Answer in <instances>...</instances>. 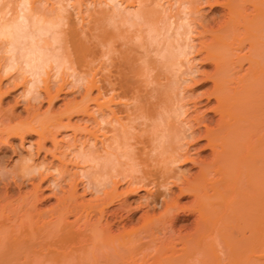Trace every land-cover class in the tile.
I'll use <instances>...</instances> for the list:
<instances>
[{
	"label": "bare ground",
	"instance_id": "1",
	"mask_svg": "<svg viewBox=\"0 0 264 264\" xmlns=\"http://www.w3.org/2000/svg\"><path fill=\"white\" fill-rule=\"evenodd\" d=\"M43 1H10L8 10V2L0 8V40L9 54L0 65V86L4 75L22 66L30 77L26 97L50 62L68 70L78 64L83 74L73 79L84 81V98L66 103L62 112L38 119L33 113L14 124L12 113L3 117L0 111V161L7 157L3 144L27 134L38 136L36 154L60 159L56 133L76 130L70 118L81 114L96 127H84L85 133L100 143L81 152L82 162L93 164L81 176L96 197L81 199L77 182L70 181L69 190L52 192L56 203L42 209L38 203L48 171L61 173L65 167L49 168L45 162L47 169L42 161L32 166L31 153L3 171L0 264H264V0H100L97 9L84 10L83 0H52L49 8ZM201 5L220 6V14L206 19ZM197 18L205 23L198 21L201 39L193 45ZM194 51L200 57L190 59ZM193 61L212 70L201 72ZM245 62L249 66L242 73ZM189 80L211 82L199 94L191 90L188 101L191 107L214 101L207 111L218 115L216 120L208 112L181 117L188 110L182 93ZM46 90L51 105L61 89ZM7 93L0 90V103ZM49 140L56 152L45 148ZM202 140L199 149H210L211 159L197 162L190 152ZM188 162L199 170L185 177L179 167ZM44 167L49 177L42 175ZM122 182L127 186L119 190ZM26 184L32 190L19 200L10 193L12 186ZM138 191H145L141 203L147 209L142 222L130 227L124 220L137 210L128 198ZM184 197L192 199L180 205ZM115 201L120 203L113 207ZM158 206L162 211L156 215ZM122 221L117 229L115 223Z\"/></svg>",
	"mask_w": 264,
	"mask_h": 264
},
{
	"label": "rangeland",
	"instance_id": "2",
	"mask_svg": "<svg viewBox=\"0 0 264 264\" xmlns=\"http://www.w3.org/2000/svg\"><path fill=\"white\" fill-rule=\"evenodd\" d=\"M2 1V0H1ZM0 1V2H1ZM3 1H5V0H3ZM1 2V5H0V8L2 7V6H5L6 4H8L7 5V10H8V8H10L11 6H12V3H15V2H18V1H20V0H6L5 2ZM44 1H45V3H44ZM43 1V3H44V5H43V7H45V8H49L51 5V2H52V0L50 1V2H46V0H44ZM48 1V0H47ZM54 1V0H53ZM73 1V0H72ZM92 1V2H91ZM100 0H94V2H93V0H83V4H86L85 6L84 5H82V9L84 10V9H86L85 7L87 6V7H90L89 9H97V8H95V7H97L98 6V2H99ZM6 2H8V3H6ZM6 3V4H5ZM42 3V4H43ZM93 3V4H92ZM5 4V5H4ZM95 4V5H94ZM92 5V6H91ZM166 4H164V6H165ZM204 6V7H203ZM201 5V7H200V9H201V11L203 12H200V13H202L203 15H204V17H206V19L207 18H210V17H212V16H214L215 14L216 15H218V14H220V9L221 8H218V7H220V6H216V7H214L212 10H210L209 9V7H207V6H205V5ZM249 6V7H248ZM250 7H251V9H250ZM249 8V9H248ZM6 9V8H5ZM253 8H252V6L251 5H248L247 4V12H252V11H249V10H252ZM72 10V12H74V11H76V10H73V9H71ZM205 13V14H204ZM74 16H76V14H75V12L74 13H72ZM199 15L200 14H197V16L196 17H199ZM219 19H220V17H219ZM196 21H195V26H196V28H194V30H192L193 31V35L191 34L190 36L191 37H193L192 39L195 41H193V45H197L198 44V41H200L199 39H201V37H199L200 35L198 34V32L200 31V30H202V27L199 25V23L200 22H202V21H200L198 18L197 19H195ZM198 21H200V22H198ZM204 21V20H203ZM197 22V23H196ZM194 23V22H193ZM203 23V22H202ZM204 23H205V21H204ZM203 23V24H204ZM197 26H200V27H198V29H197ZM192 28V29H193ZM199 30V31H198ZM197 31V32H196ZM198 34V35H195V34ZM195 35V36H194ZM196 37V38H195ZM199 37V38H198ZM207 37V39L209 38L208 36H206ZM204 39H206L205 37H204ZM203 39V40H204ZM3 42L0 40V56H1V59L3 60L2 62H1V60H0V65H4V63H5V58H7L8 56H9V54H5V53H7V52H5L4 51V48L3 47H5V46H3L4 45V43L2 44ZM192 43V42H191ZM2 45V46H1ZM6 50V49H5ZM245 51H247V49H244ZM244 50L242 51V53H244ZM246 53V52H245ZM192 55V56H191ZM190 55V59H192V58H199L200 56L199 55H196V52L194 51L193 52V54H191ZM4 58V59H3ZM51 63V62H50ZM49 63V67L48 66H46L47 67V69L45 68V74H41L40 75V82L37 84L38 86H36L37 87V89L36 88H34V92L33 93H39V96H40V94H41V97H39V98H36V100H34V99H32V97H36V95L38 94H35V96H34V94L33 93H31V92H29L30 93V95L29 96H26L25 97V94L27 95V91H26V88L28 87L27 85H26V83H28V79L30 78L28 75V73L26 72L25 74H24V70H23V68H22V66H19V68H21L22 70H20L19 68H17V66H16V68L15 69H17V70H10V72L9 73H13V75L14 76H17V74H19V77L17 76L16 78H14V76L13 75H4V76H6V77H8L7 79H5V77L3 76V81H1V84L3 85H1L0 87V90L3 92H5V89H6V91L9 89V93H7V94H4L3 95V98L1 99V103H0V111H1V113L3 114V117H5L6 116V114L8 115V114H11L12 113V115H13V120L11 121V124H14L15 122L16 123H18V121L20 122V120H24L25 118H27V116H28V119H30V117H32L31 115H33V117H35V115L37 114L38 116L37 117H35V118H41V117H43V115L44 116H47V115H49V113H51V114H53L52 112H59V111H63L65 108L64 107H66L65 105H66V103H67V105H71V103L74 105L75 103H79V101L81 102V100H83V96H84V93H85V84H84V81H76L75 82V79H77L78 78V76L80 75H82L83 73H82V68H84L83 66H78V64H74L75 65V67L77 68H70L69 70H68V68H66V66L64 67H61L62 69H63V71H62V69L61 68H59V69H57V67H55L56 65L54 64V62L53 63H51L50 64ZM79 67H77V66ZM193 65L194 66H198V68H199V71H206V72H209V71H211L212 70V65L210 66V65H200L199 63H198V61H193ZM200 65V66H199ZM249 66V64L247 63V62H245L244 64H243V70L241 71L242 73H244L245 71H246V69H247V67ZM19 70L21 71V72H19ZM56 70H58V71H56ZM82 70V71H81ZM14 71V72H13ZM61 71V72H60ZM72 71V72H71ZM58 72V73H57ZM60 72V73H59ZM71 72V73H70ZM74 72L76 73V74H74ZM48 73V74H47ZM70 73V74H69ZM200 73V72H199ZM22 74L24 75V76H22ZM28 74V75H27ZM59 74V75H58ZM198 74V73H197ZM195 75L196 77H194V79H198L199 77H200V74H198V75ZM72 75V76H71ZM75 75V76H74ZM78 75V76H77ZM26 76V77H25ZM22 77V78H21ZM64 77V78H63ZM70 77H72V79L70 78ZM75 77V79H73ZM17 78H18V80H17ZM23 78L25 79V80H23ZM68 78V79H67ZM185 78H190V77H187V76H185ZM14 79H16V80H13ZM22 79V80H21ZM65 79H67V80H65ZM8 80H10V81H8ZM47 80V81H46ZM74 80V81H73ZM3 82V83H2ZM22 82H23V84H22ZM25 82V83H24ZM79 84H78V83ZM82 82H83V85H82ZM192 82H194L193 80H189V81H187L186 83H183V86H184V88L186 87V89H185V91L186 92H184V90H183V93H182V95H184L185 96V99L183 100L184 101V104L186 105V108H188V110H187V113H186V115L184 116V115H182L181 117H186V116H194V114L195 115H199L200 116V114L202 115L203 113H207V114H209V116H214L213 117V120H216L217 118H218V115H213V112L212 111H207L208 109H210V107H212V105L214 106L215 105V102L214 101H212L211 103H208V104H204L205 103V100H203V102H202V106L201 105H199L198 107H191V102H189L188 100H189V95H190V93H191V90H196L195 91V94H199V93H201L202 91H204L208 86H210L211 85V82L210 81H208V82H205V83H202L203 84V86L202 85H199V81H198V83H197V81H196V83L197 84H195V82L194 83H192ZM16 83V84H15ZM75 83V84H74ZM81 83V84H80ZM19 84V85H18ZM189 84H191V86L189 85ZM16 85H18L17 87H15ZM25 87H24V86ZM47 85V86H46ZM60 85H61V87L62 86H64V88L62 89V88H60ZM82 86H83V88H82ZM192 87V88H191ZM8 88V89H7ZM11 88V89H10ZM13 88V89H12ZM15 88V89H14ZM61 89V91L59 92V96L56 98V99H54L53 100V103L50 105L49 104V102L46 100L47 99V97H46V89H49L48 91H50L51 92V94L53 93H57L58 92V90L59 89ZM190 90V91H189ZM24 91H26V92H24ZM188 91V92H187ZM199 92V93H198ZM25 93V94H24ZM31 94H33V95H31ZM95 94H96V90H93L92 92H91V95L92 96H95ZM189 94V95H188ZM188 95V96H187ZM182 101V102H183ZM189 102V103H188ZM188 104V105H187ZM50 105V106H49ZM91 106H92V104H90V108H91ZM190 106V107H189ZM27 107V108H26ZM190 108V109H189ZM3 109V110H2ZM93 109H95L94 108V104H93V107H92V110ZM198 109V110H197ZM205 110V111H204ZM202 111V112H201ZM14 112V113H13ZM0 113V114H1ZM4 113H6V114H4ZM35 115H34V114ZM199 113V114H198ZM1 114V115H2ZM9 116V115H8ZM65 116V115H64ZM14 117H15V120H14ZM17 117V118H16ZM180 117V118H181ZM83 118V119H82ZM86 118L87 117H85V116H83V115H77V114H74L73 116H71V123L73 124V125H75L74 127H76V132H74V130L72 129V127H67V128H61V130H59V132H57L56 133V140H58L59 141V144L62 146V148H59L57 151H59V152H56V150L54 149L55 147H53V144H52V142H51V140H49V141H47L46 143H45V148L46 149H54L55 150V155L57 156V154H58V156H61V158L59 159V158H57L56 157V159H55V157H52V155H51V153L50 152H48L47 154L46 153H43V152H40L41 154H36L35 152H36V141H37V138H38V136L37 135H35V134H27L26 136H25V139L24 140H21L19 137H14V138H12V139H10V142L11 143H9V145L10 146H8V144H3L4 146L3 147H5V149L7 150V152L5 153V156H7L6 158H4L2 161H0V188H2V186H3V181L1 180V179H3V176H1V175H3V171H4V173H6V172H8V171H10V170H13L16 166H18L19 165V163H21V161H25V159L27 158L28 159V157H30V156H28V155H30L31 153H32V156H31V160L32 161H29V164H31L32 166H33V164L34 165H38V163L40 164V163H44V166H45V164L47 163V165L46 166H48L49 168H50V166H60V168H62L61 166H63V170L65 171H62L63 172V174H62V172L60 173H58V172H56V171H52V168L48 171L45 167L44 168H41V170H43L44 172V174L42 173V175L44 176L45 174H46V172L50 175V180H51V182H52V184H53V182L54 183H60V184H62L61 185V187L63 188L64 187V189H60L59 187H55V185L53 186L52 184H51V182H50V180L48 181H45V182H43V184H42V187H41V194L42 195H40V197L41 198H43L44 200H41V202H39L38 203V205H39V207L40 208H42V209H46V208H49L50 206H52V205H54L55 203H56V196H59V194L60 195H62L65 191H68L69 190V188H70V185L69 184H71V182H77V184H78V187H77V192H78V194L80 195V198L81 199H83L84 198V200H91L92 198L94 199L95 197H96V193H95V191L93 190H89V189H87V184H86V178H82L83 176H81V173H87V172H89V171H91V168L90 167H92V163H89V162H82V161H84L83 159H81L82 158V154H81V152H82V150H88L90 147H92L93 148V146H94V144L93 143H95V142H97V144L94 146V148H98V147H100V143H99V141H95L94 142V140H93V137L91 136V135H89L88 133H85L86 132V130H89V129H91V130H93V129H95L96 127H95V125H94V123L92 124V122H86L85 123V121L84 120H86ZM27 119V120H28ZM68 120V118L67 117H64L63 118V122H66ZM24 121H26V119L24 120ZM212 125V124H211ZM84 127H86V128H84ZM84 128V129H83ZM86 129V130H85ZM89 135V136H88ZM21 141H23V142H21ZM184 142H186V140H184ZM22 143V144H21ZM31 143H33L32 144V152L29 150V149H31L29 146L31 145ZM204 143H205V140H202V141H199V143L196 145V147H197V149L196 148H194V149H192L191 150V156L190 157H192V158H195L194 160H196L197 162H199L200 160H202V159H211V155H210V152H211V150L210 149H206V150H200L199 149V147L201 146V144L202 145H204ZM91 144V145H90ZM92 144H93V146H92ZM6 145V146H5ZM15 147V148H14ZM9 148V149H8ZM11 148H13V149H11ZM81 148V149H80ZM13 150V151H12ZM80 150V151H79ZM200 150V151H199ZM15 151V152H14ZM53 151V150H52ZM60 151H62V152H60ZM79 151V152H78ZM195 151V152H194ZM210 151V152H209ZM64 152V153H63ZM200 154H199V153ZM44 154H46V156L44 155ZM37 155V156H36ZM81 157H80V156ZM210 155V156H209ZM63 156V157H62ZM78 156H79V158H78ZM195 156V157H194ZM209 156V157H208ZM45 157V158H44ZM77 157V158H76ZM43 159V160H42ZM62 159V160H61ZM51 160V161H50ZM42 161V162H41ZM53 161V162H52ZM65 161V162H64ZM2 162V163H1ZM31 162V163H30ZM46 162V163H45ZM63 164H62V163ZM51 164V165H50ZM78 164V165H77ZM50 165V166H49ZM195 165V166H194ZM192 164V163H185L184 165H181L179 168L181 169V170H183V176H190V175H195V174H197V171L199 170V166L197 165V164ZM177 166V165H176ZM186 166V167H185ZM14 167V168H13ZM189 168V169H188ZM47 171H46V170ZM83 169V170H82ZM62 170V169H61ZM67 171V172H66ZM75 171H77L78 173H76ZM66 173V174H65ZM68 173H69V175H68ZM195 173V174H194ZM51 174H52V177H51ZM71 174V175H70ZM74 174H76L75 176H74ZM79 174V175H78ZM47 175V174H46ZM45 175V176H46ZM49 175H47L48 177H49ZM38 176V175H37ZM61 176H64L65 177V180L64 179H62V177ZM71 176V178H69ZM73 176L75 177V178H73ZM77 176V177H76ZM80 176V177H79ZM2 177V178H1ZM58 177V178H57ZM61 177V178H60ZM54 178H55V181H54ZM80 178V180H78ZM38 179H39V176L37 177V181H38ZM56 179H58V182H57V180ZM60 179V180H59ZM76 179V180H75ZM81 179H83V181L81 180ZM36 180H35V182H36ZM64 180V181H63ZM74 180V181H73ZM71 181V182H70ZM80 181V182H79ZM82 181V182H81ZM50 182V183H49ZM50 184V185H49ZM68 184V185H67ZM52 186V187H51ZM69 186V187H68ZM127 186V184L126 183H121L120 185H119V187H118V189L119 190H123L125 187ZM12 187H14V188H12V189H10L11 191H10V193L11 192H13V191H15L16 192V194L14 193V197H17L18 195L20 196V195H23V194H26L27 192H29V191H31L32 190V186L30 185V184H26V186H22L20 189H17V188H15V186H12ZM45 187V188H44ZM56 189H55V188ZM86 187V188H85ZM57 188H59V189H57ZM122 188V189H121ZM15 189V190H14ZM19 190V191H18ZM57 190V191H56ZM27 191V192H26ZM62 191V192H61ZM174 191V194H177V192H178V190H177V188L176 187H173L172 188V192ZM23 192V193H22ZM52 192H55L57 195L56 196H54L53 195V193ZM12 193V194H13ZM53 195V196H52ZM145 195V191H138L137 192V194H134V195H132L131 197H129L128 198V201L131 203V206L133 207V208H136V209H133V212L135 213V210H137L136 211V213L135 214H133V217L130 219V220H132V222L129 220V219H126V220H124V221H127V224L126 225H128V226H130L131 227V225L133 226V225H136V224H140L142 221L141 220H143V219H141L140 217H141V215L145 212V210L147 209L145 206H144V204H142V203H144V200H143V196ZM82 196V197H81ZM50 197V198H49ZM135 197V198H134ZM18 198V197H17ZM191 197H184V198H181L180 199V202H179V204L180 205H185V204H187L188 202H190L191 201ZM18 200H19V198H18ZM190 200V201H189ZM17 201V200H16ZM143 201V202H142ZM42 202H44V203H42ZM116 202V203H115ZM114 203L115 204H113L114 206L113 207H116V206H118V204L120 203V201H115ZM142 202V203H141ZM54 203V204H53ZM136 203V204H135ZM140 203L142 204L141 205V207L140 208H138L137 209V207H135V206H138V205H140ZM135 205V206H134ZM49 206V207H48ZM159 207V206H158ZM160 208V207H159ZM159 208L157 209H155V214L156 215H158V213H160L162 210H161V208H160V210H159ZM140 209V210H139ZM152 211V210H151ZM157 211V212H156ZM132 212V211H131ZM130 213V211L129 212H123V216H126V214L128 215ZM151 213V215H152V212H150V210H149V214ZM195 218V215H192L190 218H189V221H185L184 223H189L190 221H192L193 219ZM69 219H71V220H73V219H75V217L74 216H71ZM139 219H141V220H139ZM138 220L140 221V222H138ZM124 221H122L121 223H115V225H117V226H119V228H117V229H120V227L122 226L121 224H123V222ZM138 222V223H137ZM130 224V225H129ZM180 224V223H179ZM114 225V230H116L117 231V229H116V227L117 226H115ZM127 226V227H128ZM129 228V227H128ZM177 246H180V244H178ZM262 261H264V260H262Z\"/></svg>",
	"mask_w": 264,
	"mask_h": 264
}]
</instances>
